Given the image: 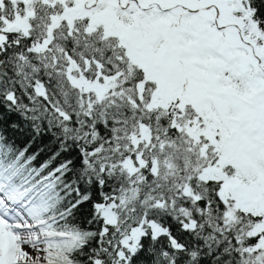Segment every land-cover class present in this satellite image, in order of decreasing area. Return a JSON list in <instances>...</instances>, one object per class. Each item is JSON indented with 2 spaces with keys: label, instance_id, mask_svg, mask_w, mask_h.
I'll return each mask as SVG.
<instances>
[{
  "label": "snow or ice",
  "instance_id": "1",
  "mask_svg": "<svg viewBox=\"0 0 264 264\" xmlns=\"http://www.w3.org/2000/svg\"><path fill=\"white\" fill-rule=\"evenodd\" d=\"M0 264H264V0H0Z\"/></svg>",
  "mask_w": 264,
  "mask_h": 264
}]
</instances>
